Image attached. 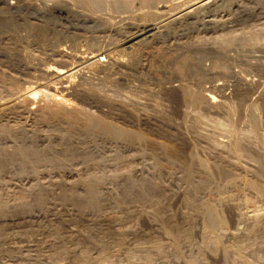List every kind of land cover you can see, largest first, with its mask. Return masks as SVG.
Here are the masks:
<instances>
[{
    "label": "rangeland",
    "instance_id": "374dc122",
    "mask_svg": "<svg viewBox=\"0 0 264 264\" xmlns=\"http://www.w3.org/2000/svg\"><path fill=\"white\" fill-rule=\"evenodd\" d=\"M71 1L78 2L76 9L83 13L94 9L88 15L98 17L99 7H108L101 11L108 13H99L101 17L106 14L102 20L100 16L97 19L99 25L55 22V26L51 19L45 22L30 17L33 28L18 24L10 31H0V137H53L58 147V158L42 157L30 163L12 159V149L6 146L10 158L0 166L2 211L17 215L33 212L47 225L58 222L71 229L68 255L56 253L61 249L57 244L45 248L46 258L53 259L49 260L51 264H264V73L253 77L256 91L241 98L235 91L236 96L232 95L235 87L231 85L226 90L229 93L233 89L231 96L227 94L222 99L217 95L215 102L219 103H208L202 88H209L212 80L227 84L234 79L227 77L225 69L207 67L211 66L210 60L205 63L209 71L205 69L207 73L203 71L199 76L181 68L179 71L178 44L182 42L184 46L193 38L197 43L202 38H209V42L221 31H194L188 33L194 36L185 35L186 38L169 28L172 20L167 24L169 30L167 25L161 28L163 33L142 41H121L131 26L165 15L187 1L152 0V11L145 8L130 13L117 11L114 0ZM81 1H85L84 6ZM242 1L263 5L264 12L263 0ZM97 3L103 7L95 6ZM161 4L166 6L159 7ZM121 14L127 15L126 19H119ZM36 24L43 25L47 33L39 34ZM240 26L234 27V33L241 32ZM35 33L41 38H36ZM90 49L100 57L96 65L90 66L83 59ZM243 61L237 69L241 67L245 74L249 67ZM71 65L77 71L71 80L61 82L53 68L55 72V68L57 71ZM30 89L38 92L34 98L27 97ZM53 93L63 98L57 101ZM67 143L74 147V153ZM89 186L94 190L97 211L116 220L113 226L87 222L81 217L83 209L76 207L74 215H67L59 204L54 205V201L65 202L63 193L87 196ZM50 208L53 211L47 213ZM133 208L137 215L129 220L125 216ZM54 212L66 216L61 221L50 220L49 214ZM181 228H186L188 234ZM47 230L41 240L56 239ZM8 244L20 246L17 238ZM2 252L0 264L38 261L37 256L27 255L32 256L28 258L20 250Z\"/></svg>",
    "mask_w": 264,
    "mask_h": 264
},
{
    "label": "bare ground",
    "instance_id": "6f19581e",
    "mask_svg": "<svg viewBox=\"0 0 264 264\" xmlns=\"http://www.w3.org/2000/svg\"><path fill=\"white\" fill-rule=\"evenodd\" d=\"M75 1H78V0H75ZM88 1H90V0H88ZM114 1H115V3H113ZM114 1H112V3L115 4L114 5V8L117 11L122 12V13L123 12H128V11L130 13V11L132 12L134 10L136 12V9H138L139 11H142V10L144 11V10H146L145 8H149L150 9L151 8V4L150 3L152 2V0H150V1L149 0H138L139 2H137V0H136L137 3L134 2L135 4H133L129 0H114ZM128 1H129V3H128ZM177 1L180 2V0H176V2ZM183 1L180 2V3H183ZM185 1H187V2H185ZM185 1H184L185 4L182 5V6H180L181 4H177V6H180V7H177L176 6L175 9H173L172 11H171V9L170 10H167L168 12L165 15L164 14H160L161 16H159V17L157 16V18L155 17V19L153 18V20L152 19L151 20L149 19V21H148V18L146 17L147 20L145 22L142 21V23H138L136 25L131 26V29H130L129 32H127V33L124 32V34L122 35L121 41L124 43V42L130 41V40L133 39L134 42H136V41H140V40L142 41L143 39H145L147 37H150V36L158 35V34H160L162 32L161 28L164 27V26H166L169 23V21H172V20H173V23L171 25H170L171 22L168 24L169 25V28L170 29H174L177 32V34H179L180 36L184 35V37H186L185 35H187L188 37L194 36V35H191V36L188 35V33L194 32V31H195L194 34H198L197 32H200V33L201 32L202 33L203 32H206V33L212 32L213 33V32H216V31L217 32L218 31H221L222 33H220V35H219V32H218V34L216 33L219 36H217V35L215 37L213 36V39H211V41L209 40V42H207L209 38L208 39L205 38L204 40H206V39L207 40H206V42H204L203 38L201 37L202 38L201 41L203 40L202 43H200L201 42L200 40H199L200 42L197 43L194 40V38H193V41L190 40L191 42L189 41V42H187L186 45L183 46L182 42L180 41L181 43L178 44V47L181 48V52L179 51V57L177 56V58H179L178 59V63H179V66H180V67L178 66L179 71L183 70V71H186V72H191V74L193 73L196 76L198 74L201 75L202 72L205 71V69H206L205 68V63L207 64L206 60H210V64L209 63L208 64L211 65V66H207V67H212V69H216V68L222 69V70L225 69V74L227 75V77L228 78H231V79L233 78L234 79V82H231V83L229 82L227 84L226 83L223 84V83L217 82L215 80H212V82H211L210 79H212V78H210V77L213 75L212 72H214V71L210 70V71H212L211 72L212 75L209 77V80H210L209 82H211V84H210L211 86L209 88L208 87L202 88L203 89L202 94L204 95V96L203 95L202 96H203V98L206 99V101L208 103H214L219 98V97L217 98V95L220 96L222 99L225 96L227 97V94H229L233 90V89L232 90L230 89L231 91H229V93H226V90H228L229 86H231V85L235 87V90H233V94L232 95H235V94L236 95H239V96L241 95V98H242V95L243 94H246V93L248 94V92H254V91H256L255 89H256V86L257 85H254L255 83L253 84V77H254L255 73H258V72L259 73L260 72L264 73V23H262L263 20H261V19H264V12H263V10H261L263 8V5L261 6L262 8L259 5V7H260L259 8V7H257L258 6L257 4H255L257 6H253L254 4L251 5L250 3L248 5V4L244 3V1H242V0H190V1L185 0ZM71 2H68V0H0V31L3 32V30L4 29H7V28H9L8 30L10 31V29H12V28L14 29V27L16 25L18 26V24H20V25L22 24L27 29L28 27H31V25H33V23H34L33 22L31 24V22L29 21L30 20L29 19L30 17L31 18H34L36 20L39 19V18H41L42 20H45V22H48V21L50 22V19H51V21L54 22V25H55V22L60 23L59 25H63V24H65V25L66 24H69V25H74V26H76V25H82V27H83V25L89 26L90 24L91 25H99V21L97 20V19H99V16H100L99 13L102 10L104 11L106 8H108V7H104L105 9H102L101 7H99L101 11L98 12V17H96V16H94V13H93V15H88V12L89 11H93L94 9L93 10L87 9V11L88 10L89 11L88 12L85 11V13H86L85 14V13H83L84 11L82 12V10L76 9L77 8V5H78V2H75V4L77 3V5H75L74 2H72L73 4H70ZM110 2H111V0H110ZM153 2H154V0H153ZM164 2H165V0H164ZM249 2H251V1H249ZM255 2L258 3L259 0L258 1H255ZM262 2H264V0ZM82 4H83V2H82ZM100 4L97 3V4H94V5L95 6L96 5L97 6L98 5L100 6ZM84 5H85V1H84L83 6ZM154 5H155V3H154ZM86 6H88V5H86ZM101 6L103 7V4H101ZM107 6H108V3H107ZM165 6L166 5L161 4L159 7H165ZM233 6L235 7V9L232 8ZM79 7L80 6H78V8ZM94 7L92 6V8H94ZM152 7L154 8V6H152ZM99 8L97 7V10ZM114 8L112 7V9H114ZM224 8H226V9H224ZM231 8L233 9L232 11H234L233 14L231 13V10H230ZM79 9H81V8H79ZM97 10H96V13H97ZM150 10L152 11V9H150ZM106 11H107V9H106ZM105 12H101V13H105ZM109 12H111V11H109ZM147 12H150V11H147ZM164 12H166V11H164ZM107 13L108 12H106V14ZM89 14H91V13H89ZM115 14H116V11H115ZM105 15H103L104 18L106 17ZM126 16L127 15L124 16V15L121 14V16L119 15V19L121 18V20H123L122 18H124V17L126 19ZM140 16H142V14ZM103 17H101L100 19L102 20ZM108 19H110V18H108ZM141 20H142V17H141ZM132 22H133V20H132ZM133 24H134V22H133ZM168 25L166 26L167 28L165 27L166 29H168ZM236 25L237 26H240L241 25L240 28L236 27V28H238L241 31L240 33H238L237 31L234 33V30H235L234 27ZM101 26L102 25H100L99 27L101 28ZM39 27H40V31H41V32L39 31L40 32L39 34L43 33V35H44L45 33H47L43 29V25L42 26L40 25V26H38L36 28H39ZM16 28H18V27H16ZM31 28H33V26ZM77 28H78V26H77ZM97 28H98V26H97ZM168 32H171V31H168ZM168 32H166L168 35L171 34V33H168ZM68 33H69V31H68ZM68 33L66 34V36L68 35ZM201 34H200V36H201ZM35 35H36V33H35ZM46 35H48V34H46ZM64 36H65V34H64ZM47 37L45 36L46 39H47ZM188 37H186V38H188ZM36 38L39 39L41 37H38L36 35ZM45 38L43 36V39H45ZM171 40H174V39H171ZM89 42H90V44H92L91 41H89ZM141 43H143V42H141ZM141 43H139V44H141ZM138 47H139V45H138ZM56 48H58V47H56ZM172 48H173V46H172ZM133 49H134V47H133ZM114 50H115V47H114ZM136 50H138V49H136ZM139 50L141 51V49H139ZM58 51H59V49H58ZM92 51L93 50H91V52L89 51L91 54L88 53V55H85L83 59L86 60V61H88L89 65L90 64L91 65H96L99 62L98 60H99L100 57H99V55L97 53H94V52L92 53ZM94 51L96 52V50H94ZM61 53H62V51H61ZM136 54H138V53H136ZM140 54H141V52H140ZM118 55L116 54V56H118ZM81 57H83V56H81ZM136 58H137V55H136ZM78 60H81V64L84 62L80 58ZM241 60H244L243 62L245 63V65H247L249 67V68H247L248 70H247V72L245 74H242V72L240 71L241 70V67H240V70L237 69V66H239L238 63L239 62L241 63ZM78 64H80V62ZM86 64H87V62H86ZM72 67L66 68V69H64V67H62V69H58L57 68L58 69L57 71H56V68H55V72H54V68H53V73H54L55 76H57V78L60 79L61 82L63 80H69L70 77L72 76V74L74 73V71H77L76 70V67L75 68L73 67L74 70H72ZM84 67H85V65H84ZM180 68H181V70H180ZM207 69H206V71H207ZM208 71H209V69H208ZM222 72H224V71H222ZM181 73H183V72H181ZM191 74H189V75H191ZM209 74H210V72H209ZM196 76H195V78H196ZM205 76H206V74L204 75V78H206ZM216 76H217V74H216ZM195 78L194 77H191V79H195ZM197 79H201V77L200 78H197ZM27 80H28V78H27ZM180 80H181V78H180ZM202 80H203V78H202ZM222 80H224V79H222ZM187 81H186V83L188 84ZM183 82H185V81H183ZM30 83H32V82H30ZM178 85H180V84H178ZM192 85H189V86L192 87ZM200 85H202V83ZM180 86H182V85H180ZM180 86H179V88H180ZM189 86H186V87H189ZM25 88H26V86H25ZM60 88H61V85H60ZM193 88H194V86H193ZM183 89H181V90H183ZM47 90H49V89H47ZM187 90H189V89H187ZM195 91L197 92V90H195ZM234 91H235V94H234ZM27 93H28L27 94L28 95L27 97L34 98L36 96V93H38V92L35 89H30V90L27 91ZM257 93H256V95H257ZM64 94H63V96H64ZM262 95H264V94H262ZM52 96H54L56 100L63 98L62 96L61 97L60 96H57L56 93H53ZM246 96L244 98H246ZM236 98L238 100V97H236ZM241 98H239V99H241ZM184 99H185V97H184ZM234 99H235V97H234ZM196 100H197V98H196ZM246 100H248V99L246 98ZM223 101L225 102V99ZM256 101H258V100H256ZM198 102H199V99H198ZM215 103L217 104L219 102H215ZM205 105H206V103H205ZM230 105H231V102H230ZM257 106L258 105H256V107ZM22 108H24V107H22ZM258 113H256V115ZM250 117H252V116H250ZM255 118H257V117H255ZM67 145L70 148V151L71 152L74 153V151H76L74 149V147H72L69 143H67ZM6 146H8V147H10L12 149V152H13V153H11V154H13V158L12 159L17 158L19 160L20 159L21 160H27L30 163H34L36 161H39V160L42 159V157L45 160H47V159L48 160H51V159L57 157V155H58L57 152H56V149L58 148L57 147V143L53 139V137H51V138L50 137H40V136L39 137L38 136L37 137H34V136H28V135H25V134L18 136V138H12V137H8V136H6V137H0V166L5 165L6 162H7V160L10 158L8 156V153H9L8 150H7L8 148ZM51 182L52 181H50V183ZM87 193H88L87 196H82V197H79V196H76V195L70 194V193H63L61 196L65 200H63V198L61 200L65 201V202L59 201V203H58V202L54 201V205L56 203L59 204L58 207H60V206L62 207L60 210L62 212L63 211L66 212L67 215H68V213L74 215L75 214V211L77 210L76 207L79 208V210L83 209L82 210V213H81L82 214L81 217H83L84 220H86L87 222L89 221V222H92V223L98 224V225L107 223L108 225L111 224L113 226V224H115L116 220H114V219L113 220L112 219L110 220L109 218H107L104 215L105 213L103 214V213L97 211L99 209H97V202L94 199V190H93V188L89 186L88 189H87ZM204 205H206V204H204ZM204 205H201L200 207L203 208V207H205ZM209 205H207V206H209ZM2 207H3V205H2V202L0 200V214H1L0 215V252L3 251L2 253L6 252L5 254H12L15 251L16 252H19V250H20L21 254L23 252L22 255H25V256H27V255L28 256L29 255L37 256L38 257L37 258L38 261H36L37 263L35 262V263H32V264H51L49 260L52 257L51 258L49 257L50 259H48L45 256L47 253L44 254V252L47 251V249H45V248H48V246L49 247H53V245H56V244L58 246H61V247H59L61 249L58 250V251H56V253H62L64 255H68L71 252L69 250L67 244H68V242H70L72 240L73 235L72 234H71L72 236L69 235V233H68L69 231L68 230H71V229H68L67 230L64 223L63 224L61 223L60 225H58V222H57V224L47 225V222H45V220L43 219L46 215H44L43 218L40 217L41 219L44 220L43 221V220H40V219H38L36 217L37 214H36V216L34 214H32L33 212L24 211V212H21L20 214L18 213L19 215H17V214H7V213H4L2 211V209H1ZM47 208H49V207H47ZM50 210L53 211V209L50 208L49 210L47 209L46 212L49 213ZM58 212H59V210H58ZM62 212L58 213V215H56L57 212L50 213L49 214V219L52 220V219H56L57 218L58 221H61L62 218H64L66 216V214H65L64 217H63L62 214L64 212L63 213ZM211 213H212V211H211ZM135 215H137V214H136L135 209L133 208V209H130L128 211V213L126 214L125 217L127 219L129 218V220H130L131 218L133 219V217ZM49 219H48V221H50ZM54 221H56V220H54ZM122 221L124 222V220H122ZM63 222H64V220H63ZM208 223H210V222H208ZM45 229H48L47 231L50 230L49 232L52 231V233L56 236L55 237L56 239H54L56 241H54V240L52 241L51 240V241L48 242V241H45V240L44 241L41 240V238L43 239V237L40 238V236H42L41 234H43V231ZM181 231L183 233H187L188 234V231H187L186 228H181ZM13 237L15 239L17 238V241L20 244L19 247H14L15 245L12 247L10 244H8L9 243V240L14 239ZM138 239H139L138 236L135 235V238H134L135 242H137ZM14 241L15 240H13L12 243H14ZM135 242H134V244H135ZM153 244H154V242H153ZM72 249H73V247H72ZM157 249H159V248H157ZM32 256H30V257H32ZM30 257H28V258H30ZM24 258H26V257H24ZM68 258H70V257H68ZM73 258H74V256H73ZM11 260H12V258H11ZM51 260H53V259H51ZM23 264H25V263H23Z\"/></svg>",
    "mask_w": 264,
    "mask_h": 264
}]
</instances>
